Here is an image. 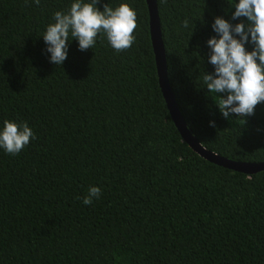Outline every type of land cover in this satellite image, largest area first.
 Segmentation results:
<instances>
[{
	"label": "trees",
	"instance_id": "16d2710c",
	"mask_svg": "<svg viewBox=\"0 0 264 264\" xmlns=\"http://www.w3.org/2000/svg\"><path fill=\"white\" fill-rule=\"evenodd\" d=\"M73 2L0 0V129L26 122L35 134L19 154L0 147V264H264V171L213 164L182 140L158 83L146 0L96 5L135 10L129 49L100 32L80 50L69 33L56 65L43 35ZM156 2L188 130L228 159L264 162V102L226 119L225 94L204 81L215 17L247 23L232 18L239 0ZM90 186L101 195L85 205Z\"/></svg>",
	"mask_w": 264,
	"mask_h": 264
},
{
	"label": "clouds",
	"instance_id": "9594fccd",
	"mask_svg": "<svg viewBox=\"0 0 264 264\" xmlns=\"http://www.w3.org/2000/svg\"><path fill=\"white\" fill-rule=\"evenodd\" d=\"M34 3L39 6L40 0H34ZM97 3L98 0H75L68 13H54L55 22L48 25L43 35L52 63L61 65L66 59L69 33L78 40L80 50L93 48L100 32L106 34L109 44L117 52L132 46L137 27L135 10L127 3H121L115 9L105 4L100 11ZM239 17H245L247 23L233 25L215 17L212 29L220 34L219 38L207 40L211 49L209 61L215 68L214 75L205 73L204 81L208 92L225 94L218 96L217 105L226 119L230 113L242 118L253 115L256 105L264 102V0H239L232 18ZM188 25L189 21L185 19L183 27ZM249 40L254 44L251 51L244 47ZM209 124L216 127L214 121ZM30 138H35V134L26 122L17 124L6 120L0 129V147L11 155L19 154ZM100 195L99 187L90 186L82 203L91 205Z\"/></svg>",
	"mask_w": 264,
	"mask_h": 264
},
{
	"label": "water",
	"instance_id": "95a60500",
	"mask_svg": "<svg viewBox=\"0 0 264 264\" xmlns=\"http://www.w3.org/2000/svg\"><path fill=\"white\" fill-rule=\"evenodd\" d=\"M146 3L148 7L150 39L154 52L158 83L163 98L166 102L169 114L176 128L178 129L182 140L185 141L194 152H196L202 158L206 159L207 161L213 164L234 171H239L247 175L264 171V162H245L228 159L205 148L198 141V139L188 130L186 123L180 114L179 108L177 106L176 100L169 84L166 54L160 29L157 2L156 0H146Z\"/></svg>",
	"mask_w": 264,
	"mask_h": 264
}]
</instances>
